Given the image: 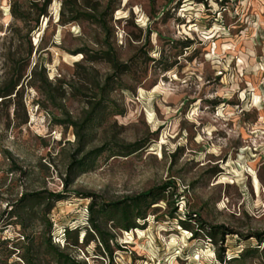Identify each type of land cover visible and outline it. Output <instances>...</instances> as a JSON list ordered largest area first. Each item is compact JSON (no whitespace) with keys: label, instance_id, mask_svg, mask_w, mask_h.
Segmentation results:
<instances>
[{"label":"rangeland","instance_id":"obj_1","mask_svg":"<svg viewBox=\"0 0 264 264\" xmlns=\"http://www.w3.org/2000/svg\"><path fill=\"white\" fill-rule=\"evenodd\" d=\"M44 2L0 0V243L22 234L8 224L23 194L67 191L48 216L30 208V233L48 217L85 264H264V2L52 0L42 16ZM165 185L138 229L103 221L111 259L89 205Z\"/></svg>","mask_w":264,"mask_h":264},{"label":"trees","instance_id":"obj_2","mask_svg":"<svg viewBox=\"0 0 264 264\" xmlns=\"http://www.w3.org/2000/svg\"><path fill=\"white\" fill-rule=\"evenodd\" d=\"M198 3H205L206 0H197ZM52 0H45L40 14L42 16H47L48 7L51 5ZM17 18L24 20L25 17L23 14H17ZM3 95V94H0ZM11 94H7L9 96ZM92 115L87 118V122L90 121ZM137 145H132L130 149L133 153L137 150ZM102 150H95L88 153L85 157L80 160L76 158L72 160V163L68 169V179L65 180V187H68L73 183V178L77 177L83 171L89 167V163H92L101 155ZM172 187L170 185H165L162 188H155L149 190L141 195L127 198L124 201L111 203V204H96L92 202L88 207V212L90 214V230L92 233L99 237V244L105 252L113 259V252L110 248L111 236H107L103 221L106 223H112L114 229L129 232L134 229H138V221H145L147 219V212L151 209L152 206L157 204V201H161V196L164 195L168 189ZM67 191L61 192L59 194H46L44 192H37L33 194L25 193L22 198L18 200L17 203L12 205V209L9 212L10 218L14 219L11 224L19 226L22 230V234L16 240H4L0 243V246L8 247L12 244V250L9 252L8 260L4 264H9V261L12 257L18 253L17 257L20 259L21 264H85L80 262L67 254L64 250H61L59 246L53 243L51 233L53 231V225L51 220L47 217L43 222L45 225L44 232L34 235L30 233L33 228L32 222L39 218L34 217L31 213L33 207L45 205L46 215L48 216L50 212L55 207V204L58 202L65 201L67 198ZM84 198V197H83ZM30 208H32L30 210ZM190 221L193 219L189 215ZM194 219H199L195 215ZM104 222V223H105ZM181 224L187 229L193 231L191 228ZM203 229V228H202ZM221 227L211 228L210 232H207L208 235L213 239L216 233H219ZM207 231V230H205ZM197 236L198 233L194 232ZM224 234V233H222ZM111 238V239H110ZM259 243H264V236H256ZM89 243L87 240L86 244ZM74 246H78L77 241L73 243ZM222 261L223 258L220 257ZM12 264H19L18 262H13Z\"/></svg>","mask_w":264,"mask_h":264},{"label":"bare ground","instance_id":"obj_3","mask_svg":"<svg viewBox=\"0 0 264 264\" xmlns=\"http://www.w3.org/2000/svg\"><path fill=\"white\" fill-rule=\"evenodd\" d=\"M252 176H254V187H255V189L257 191L256 193L259 194L260 193V182H259V179H258V177L256 175H252Z\"/></svg>","mask_w":264,"mask_h":264},{"label":"built area","instance_id":"obj_4","mask_svg":"<svg viewBox=\"0 0 264 264\" xmlns=\"http://www.w3.org/2000/svg\"><path fill=\"white\" fill-rule=\"evenodd\" d=\"M264 2V0H262Z\"/></svg>","mask_w":264,"mask_h":264}]
</instances>
